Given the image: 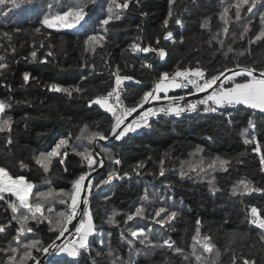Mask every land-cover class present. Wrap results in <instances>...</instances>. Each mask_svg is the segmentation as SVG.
Listing matches in <instances>:
<instances>
[{
    "label": "trees",
    "instance_id": "trees-1",
    "mask_svg": "<svg viewBox=\"0 0 264 264\" xmlns=\"http://www.w3.org/2000/svg\"><path fill=\"white\" fill-rule=\"evenodd\" d=\"M17 2L21 3L18 8L11 3L0 5V56H4L2 62L8 65L0 70V99L13 101L6 115L14 121L13 145H7L5 135L0 134V166L8 167L14 175L25 176L34 185L33 195L37 191L53 190V195L42 198V202L45 215L57 219L56 214L67 207L60 202V190L70 194L72 181L86 171L82 158L76 153L87 149L93 154L100 153L107 160L102 171L92 178L94 187L89 201L97 231L90 236L87 250L75 259L63 256L52 258L50 253L46 264H111L114 258L118 261L122 259L124 264H193L194 257L185 262L167 248H153L131 238L127 229L137 225L157 233L151 237L153 241L158 240L160 234L171 238L176 246L185 249V255L191 252L192 237L199 227L201 237H211V242L220 252L216 264H232L233 255L238 259L254 260L255 264H264V232L250 223L251 207L264 214V192L232 193L233 186L241 180L264 188V166L260 162L261 155H264V112L237 105L223 113L165 114L151 120L149 127L122 140L108 142L97 139L90 143L87 139H77L85 125L86 134L99 131L108 135L111 114L97 105L88 107L87 99L110 90L117 67L120 75L134 78L123 82L126 90L123 100L130 107L139 101L145 91L154 88L153 82L163 72L172 75L187 66H200L206 73H212L225 65H264V43L248 42L264 27L260 20L264 8L258 4L252 13H248L247 6L242 5V19L236 22L235 5L238 0H175L172 4L170 0H130L126 9L116 8L112 0H87L85 20L75 29L57 30L43 25L44 16H54L62 8L83 4L85 0ZM117 2L123 3L124 0ZM48 4L53 7L48 9ZM109 7L114 13H119L120 19L102 26L100 21L109 14ZM225 8H228L225 18L229 21L227 35L222 31L224 21L220 19ZM170 10L172 18L165 28L163 21ZM249 18L250 25L245 23ZM176 19L183 21L182 26L175 24ZM205 20L209 21L208 29L201 27ZM244 26H248L249 31L241 39ZM169 32L176 43L164 40ZM5 33L8 35L5 36ZM93 33L105 36L101 42L103 46L96 45L94 52L85 45L86 37ZM217 33H220L218 39L224 40L223 46L216 40L209 43ZM181 36L183 43L179 42ZM137 37L141 38L139 42L142 45L152 43L154 47L155 40L159 38L167 57L160 59L153 53H133L131 45ZM229 46L233 51L225 56ZM12 49L15 51L12 52ZM33 50L38 53L36 61L31 60ZM48 51L53 55L48 57L47 62H40ZM146 61L152 65L151 68L143 66ZM84 64H94L95 72L84 68ZM25 72L31 73L27 84L23 81ZM84 76L88 79L84 80ZM238 81H244V77H239ZM53 82L64 86L79 85L85 91L79 95L74 93L71 98L47 91L45 85ZM181 94L182 90L173 91L170 96ZM249 121L255 125L254 128ZM65 135H70L71 140L64 164L54 159L49 171L45 172L35 164L33 157L40 151L50 150ZM253 137L260 142L259 151L253 150L256 147L254 143H245L246 139ZM216 157L230 162L227 172L217 167L181 176L182 165L186 169L203 162L206 167ZM115 159L121 163L115 165ZM21 160L27 167H20ZM138 162H143L140 175L134 170ZM162 162L166 168L164 177L158 175ZM113 168L121 171V175L123 172L129 175L96 188V182L106 177ZM213 185L219 190L213 192ZM145 192L147 200H144ZM9 199L15 200V197ZM63 199H68V196H63ZM140 204L145 205L146 215L160 206L176 210L178 215L171 222L172 226L165 225L164 228L151 218H137L126 224V214ZM49 206L53 208L52 213L47 211ZM113 211L120 215L116 217L117 224L109 225L105 221ZM21 214H28L27 210L21 208L15 215ZM12 215L8 201H0V223L11 221L12 224V228L0 234V248L5 250L10 243L16 246L13 236L18 224L11 220ZM197 220L201 221L199 225ZM28 224L34 228L33 233L27 234L28 240L36 239L47 246L55 239L47 221L37 223L29 220ZM121 232L134 243L129 245L121 239ZM109 247L113 256L108 255ZM22 251L17 256L18 260ZM97 252L101 255L97 256ZM44 254L33 251L39 259ZM5 260V252H0V264H4Z\"/></svg>",
    "mask_w": 264,
    "mask_h": 264
},
{
    "label": "snow or ice",
    "instance_id": "snow-or-ice-1",
    "mask_svg": "<svg viewBox=\"0 0 264 264\" xmlns=\"http://www.w3.org/2000/svg\"><path fill=\"white\" fill-rule=\"evenodd\" d=\"M129 2L130 0H124L123 3H118L117 0H112L113 5L118 9L128 8ZM7 3H11L17 8L21 6V3H18L17 0H0V5H5ZM172 3H175V0H170V4ZM258 4L261 8H264V0H238V3L235 5V21L240 22L242 19L240 11L242 5H246L247 12L252 13L253 9H256ZM87 6V0H85L83 4L67 6L66 8H62V10L57 12L54 16H44L42 23L49 29H75L81 24V21L85 20V17L87 16L85 9ZM47 7L48 9H51L53 6L52 4H48ZM108 13L109 14L100 21L102 26H108L114 20L120 19L119 13H114L112 7L108 8ZM227 13L228 8H225L224 14L220 17V19L224 21L222 31L225 35L229 32V21L225 18ZM171 18L172 12L170 10L168 12V17L163 21L165 28L168 27ZM260 20L262 25H264V14L260 15ZM245 23L250 25V18L245 21ZM175 24L182 26L183 21L176 19ZM201 27L208 29L209 21L205 20ZM39 30V28L36 29L37 32H39ZM248 31L249 27L244 26L241 32V39H243ZM4 35L7 36L8 34L5 33ZM219 35L220 33H217L212 36L209 43H211L212 40H216L221 46H223L224 40L218 39ZM140 39V37H137V41L132 43L131 50L133 53H153L160 59H165L167 57V51L165 47L160 46L159 38L155 40V47L152 43L142 45V43L139 42ZM104 40V35L93 33L86 37L85 45L90 46V50L94 52L95 46L100 45L102 47L103 45L101 42ZM164 40L172 43L177 42L171 32L164 37ZM257 41L264 43V27H261L260 31L254 34L248 42L249 44H252ZM179 42L183 43V36L180 37ZM41 47H43V45H41ZM14 51L15 49H12V52ZM232 51L233 48L229 46L224 55L227 56V54ZM52 55L53 53L48 51L40 62H47L48 57ZM30 56L32 61H36L38 58L37 51H31ZM3 60L4 56H0V70L8 67L6 63L2 62ZM197 65H199V62H197ZM143 66L148 68L152 67L147 61ZM83 67L90 68L93 73L95 72L94 64H84ZM113 76L114 83L111 85L110 90H107L103 95L98 94L95 97H89L87 99L88 107L97 105L111 114V127L108 135L99 131L86 134L87 125H85V129L81 131V135L80 137H77V139H87L90 143L97 139L108 140L110 138H115L116 140H122L129 133H134L142 127H149L151 117H155L160 113L179 116L181 113L187 111L196 112L198 106H203L202 110L204 112L212 113L218 112L221 109L227 110L229 107L235 105H247L250 108H258L264 112V65L260 67H241L239 64H236L235 67H228L225 65L212 73H206V71L200 66H197L194 69L189 68L177 70L172 75L168 72H163L154 88L145 91L139 101L130 107H121L122 101L120 93L123 90L121 85L124 81L133 80L134 78L129 75H120L119 67H117ZM241 76L244 77V82H237V78ZM30 77L31 73L29 72L23 74V81L25 84L29 82ZM83 79L87 80L88 76H84ZM136 83H140V81H136ZM45 87L49 92L61 93L70 98L74 93L79 95L85 91V89L81 88L79 85L64 86L55 82L45 85ZM172 89H187L188 95L199 93H206V95L201 99H197L195 102L181 105L179 101H183L185 97L175 95L169 96L168 92ZM160 100H167L170 103L167 107H149L142 112L140 111L151 101ZM12 105L13 101L9 100L6 102L5 100L0 99V134L5 135V143L9 146L14 143L12 136L14 121L11 116L6 115V112L12 108ZM134 113L137 114V116L129 120L128 118L133 116ZM249 124L253 128L255 127L251 121H249ZM247 131L248 130L245 129V133H247ZM70 140V135L60 137L50 150L40 151L33 157L35 164L40 166L45 172L49 171L50 165L54 159H56L59 164H64V161L68 156L67 146L69 145ZM245 143H254L256 147L253 150H260V142L256 137L246 139ZM198 151H200V149H198ZM76 154L82 158L86 171L82 172L78 178L72 181L73 190L70 194L64 193L63 189L60 190V202L67 207L66 210L60 211L56 214L58 217L57 219H53L50 215H45L44 203L42 202V198H47L53 195V190L49 189L47 192L37 191L35 195H33L34 185L28 181L25 176L14 175L8 167L0 166V201H8V207L13 213L11 220L16 221L18 224V227L14 229L15 235L13 236V241L16 246L13 247L10 243L7 250L0 248V252H5L6 255L4 264H25V262H28V264H41L38 256L33 255L34 250L46 254L51 251V254L53 255H64L75 259L80 255L81 249L87 248L89 237L97 231L93 209L89 201V197L91 196L94 187L92 173L98 168H102L105 164V160L100 156V153L93 154V152L88 151L87 149L79 151ZM260 162L261 165L264 166V155H261ZM113 163L119 165L121 161L115 159ZM229 163L228 160L216 157L215 160L209 162L206 167L203 166V162H201V164L191 165L186 169L182 165L180 174L181 176L189 172H197L199 174L200 172L206 171V169L214 170L217 167L227 172V165ZM19 165L22 168L27 167L22 160L19 161ZM142 167L143 162H138L134 169L137 175L141 174L139 169ZM66 170L67 169L65 168V171ZM165 173L166 168L163 166L162 162L159 167L158 175L164 177ZM128 175V172H123V175H121V171L113 168L111 171L107 172L106 177H102L96 182L95 187L100 188L104 185L111 184L115 179H120ZM218 190L219 189L213 185L212 191L215 192ZM252 192H264V188L254 187L243 180L238 181L232 188L233 194H250ZM65 195L68 196V199H63V196ZM10 197H15V200L9 199ZM107 199L108 197L105 196V200ZM147 199L148 194L145 192L144 200ZM168 199L173 198L168 197ZM21 208L26 209L27 213L30 215L21 214L20 216H16L15 214ZM47 211L48 213H52L53 208L49 206ZM78 214V226H76L73 225L72 222L77 220ZM118 215H120V213L113 211L111 215L107 217L105 222L109 225L117 224L116 217ZM177 215L178 211L171 210L166 206H160L155 209L153 213L146 215L145 205L140 204V206L134 208V211H130L126 214L124 222L127 224V222L135 221L137 218H151L155 224L164 228L165 225L172 226L171 222L176 219ZM250 215V223L264 232V214H261L260 211L253 206L250 209ZM29 220L37 223L47 221L49 230L55 233V239L47 246H44L41 241L36 239L28 240L27 234L33 233L34 231V228L28 224ZM200 223L201 221L197 220V225ZM70 225L74 228V234H71V238H68L65 236V233L69 232ZM8 228H12L11 221L7 224L0 223V234H4ZM127 232L130 234L131 238L139 240L141 244L153 248H167L173 254L181 256L185 262L194 257L193 264H216L220 258V252L216 249L214 243L211 242V237H201L199 227L196 228L195 235L192 237L193 243L191 244V252L188 255H185L184 248L176 246L175 241L171 240V238H164L162 234H160L158 240L153 241L151 237H155L157 233H154L150 228H146V226L142 227L137 225L136 227H128ZM22 237L24 238L23 241ZM120 237L121 239L126 240L129 245L134 243V240L130 239L124 232H121ZM21 249H23L22 255H20V259L18 260L17 256ZM96 255L100 256L101 252H97ZM108 255L113 256V251L110 247L108 249ZM231 259L232 264H255L254 260L243 257L238 259L235 255H233ZM111 264H124V262L122 259L118 261V259L114 258L111 260Z\"/></svg>",
    "mask_w": 264,
    "mask_h": 264
},
{
    "label": "water",
    "instance_id": "water-1",
    "mask_svg": "<svg viewBox=\"0 0 264 264\" xmlns=\"http://www.w3.org/2000/svg\"><path fill=\"white\" fill-rule=\"evenodd\" d=\"M206 95V93H199V94H195V95H188V96H184L185 97V99L183 100V101H179V103H184V102H188V101H192V100H197V99H201V98H203L204 96ZM170 102L169 101H167V100H160V101H151L149 104H146L145 105V108L144 109H141L140 111L142 112L143 110H145V109H147V108H149V107H163V106H166V105H168ZM135 116H137V114H133V116H130L128 119L129 120H131L133 117H135ZM115 138H110V139H108V140H106V141H113ZM104 160H105V164H104V166L106 165V163H107V160L105 159V158H103ZM103 166V167H104ZM103 167L102 168H98L96 171H94L93 173H92V178L95 176V175H97V174H99L101 171H102V169H103ZM34 189V188H33ZM78 219H79V214H78V217H77V220H74L73 222H72V224L73 225H76L77 226V224H78ZM74 228L70 225L69 226V232L68 233H65V236L67 237L70 233H71V231L73 230ZM58 243H59V241H58ZM51 253V251L49 252V253H45L43 256H42V258L40 259V261H41V264H46L47 263V258H48V256H49V254Z\"/></svg>",
    "mask_w": 264,
    "mask_h": 264
},
{
    "label": "built area",
    "instance_id": "built-area-1",
    "mask_svg": "<svg viewBox=\"0 0 264 264\" xmlns=\"http://www.w3.org/2000/svg\"><path fill=\"white\" fill-rule=\"evenodd\" d=\"M189 68H192V67H191V66H187V67H185L184 69H189ZM184 69H182V70H184ZM193 69H194V68H193ZM157 81H158V80H155V81L153 82V85H155ZM237 82H238V78H237ZM121 88L123 89V90L121 91V93H120V95H121V101H122L121 107H124V106H126V104H125V102H124V100H123V95H124V93L126 92L124 83H122ZM181 90H182V91H188L187 89H181ZM195 101H196V100H192V101H188V102H186V103L195 102ZM186 103H184V104H186ZM184 104H183V105H184ZM157 108H159V107H157ZM202 109H203V106H198V110H197L196 112L187 111V112H183V113H181L180 115H192V114H196V113H198V114H201V113H206V114H208V113H212V112H204ZM223 112H224V110L221 109L220 111L215 112V113H223ZM163 115H165V113H160V114H158V115L155 116V117H151V118H150V121H151V120H154V119H158V118H160V117L163 116ZM172 115H173V114H172ZM142 128H145V127H142ZM71 234H74V229H73V232H71L67 237H68V238H71ZM89 239H90V238H89ZM88 243H89V242H88ZM84 250H87V248H86V249H81V250H80V253L83 252Z\"/></svg>",
    "mask_w": 264,
    "mask_h": 264
},
{
    "label": "crops",
    "instance_id": "crops-1",
    "mask_svg": "<svg viewBox=\"0 0 264 264\" xmlns=\"http://www.w3.org/2000/svg\"><path fill=\"white\" fill-rule=\"evenodd\" d=\"M239 82V81H238ZM240 82H244V81H240ZM177 92V91H181V89H172V90H170L169 92H168V95L170 96V94H171V92ZM176 96H188V91H183V94H181V95H176ZM184 103H186V102H184ZM184 103H180L181 105H183ZM235 106H237V105H235ZM235 106H232V107H235ZM245 106H247V105H245ZM164 107V106H163ZM152 108H157V107H152ZM229 108H231V107H229ZM258 109V108H257ZM258 110H260V109H258ZM138 132V131H137ZM136 132V133H137ZM77 226H78V224H77ZM73 231V230H72ZM90 238V237H89Z\"/></svg>",
    "mask_w": 264,
    "mask_h": 264
},
{
    "label": "rangeland",
    "instance_id": "rangeland-1",
    "mask_svg": "<svg viewBox=\"0 0 264 264\" xmlns=\"http://www.w3.org/2000/svg\"><path fill=\"white\" fill-rule=\"evenodd\" d=\"M140 130H142V128L138 129L137 131H140ZM137 131H136V132H137ZM136 132H134V133H136ZM129 134H132V133H129ZM129 134H128V135H129ZM126 136H127V135H126ZM126 136H125V137H126ZM125 137H124V138H125ZM124 138H123V139H124ZM62 256H63V257H66V258H69V257L64 256V255L56 256V255H53V254H52V258H53V257H54V258H58V257H62ZM72 259H73V258H72Z\"/></svg>",
    "mask_w": 264,
    "mask_h": 264
}]
</instances>
